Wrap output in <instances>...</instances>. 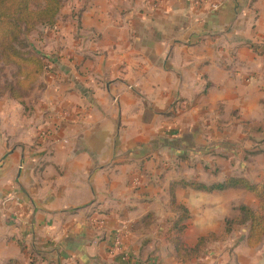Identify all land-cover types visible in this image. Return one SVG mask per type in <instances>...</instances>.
<instances>
[{
    "label": "crops",
    "instance_id": "obj_1",
    "mask_svg": "<svg viewBox=\"0 0 264 264\" xmlns=\"http://www.w3.org/2000/svg\"><path fill=\"white\" fill-rule=\"evenodd\" d=\"M192 1L65 0L42 27L48 70L0 97V264H181L154 241L175 211L190 248L240 215L219 201L241 189L182 182L243 177L264 132V0Z\"/></svg>",
    "mask_w": 264,
    "mask_h": 264
},
{
    "label": "trees",
    "instance_id": "obj_2",
    "mask_svg": "<svg viewBox=\"0 0 264 264\" xmlns=\"http://www.w3.org/2000/svg\"><path fill=\"white\" fill-rule=\"evenodd\" d=\"M63 9L62 0H0V70L14 67V83L6 85L0 91L2 97L6 91H10L13 99H22L33 90V85L38 78L48 70L44 58L39 55L21 49L23 39L28 38L38 28L52 29ZM182 186L197 191L213 193L223 192L229 189H241L255 195L259 200V208L252 210L241 206L237 210L240 213L236 218H244L249 225L247 245L256 249L264 241V178L257 184H252L243 177H230L222 183L205 185L200 182H182ZM176 201L174 200V204ZM189 212L182 208L179 219L174 223V228L182 234L185 230L184 222L189 219ZM230 227V220H226L225 232ZM211 237H216L211 235ZM210 237V238H211ZM208 241L201 238L200 243ZM177 252L183 244L181 240H175ZM180 249V250H179Z\"/></svg>",
    "mask_w": 264,
    "mask_h": 264
},
{
    "label": "rangeland",
    "instance_id": "obj_3",
    "mask_svg": "<svg viewBox=\"0 0 264 264\" xmlns=\"http://www.w3.org/2000/svg\"><path fill=\"white\" fill-rule=\"evenodd\" d=\"M65 1V0H62ZM65 6V5H64ZM45 29L40 27L34 31L28 38L23 39L20 45L21 49L30 52L32 54H39V51L44 52L45 47L49 46V42L45 41ZM46 43V44H44ZM44 45V46H43ZM42 46V47H41ZM40 55V54H39ZM42 58L46 56H42ZM45 59V58H44ZM16 70L14 67H8L0 70V91L4 90L6 85L14 83V74ZM261 135L260 138L251 137L252 139L246 140L245 144L240 147H235V154H237L238 162L235 163V176H243V178L248 179L252 184H257L264 178V132L258 131ZM241 161V162H240ZM219 203H227L232 205L236 213H238V208L241 206H246L252 210H257L259 208V200L254 194L245 190L231 191L228 195H224V198ZM175 207H177L175 205ZM229 208V207H228ZM175 218L172 220L171 227L163 228L158 230L163 238H168L162 241H158L155 237V247L165 249L166 245L168 248L175 250L177 258L181 264H264V241L256 249H251L247 245V238L249 234V223L247 224L244 218L229 217L226 220H230V227L225 232L226 220L223 225L215 224V229L217 234L216 237L205 236L202 238L208 239L205 243L197 244L189 242L187 245H192L181 248L180 252H177L175 245V240H179L182 234L174 228V223L179 219L182 213V208L180 212L175 211ZM239 214V213H238ZM192 230V228H189ZM169 230V231H168ZM233 236V240L228 242L229 237ZM211 237V238H210ZM170 238V241H169ZM191 239V238H190ZM164 242V243H163ZM174 252V253H175ZM175 255L172 256V259ZM206 257H208L206 259ZM171 259V258H170ZM173 261V260H171Z\"/></svg>",
    "mask_w": 264,
    "mask_h": 264
},
{
    "label": "built area",
    "instance_id": "obj_4",
    "mask_svg": "<svg viewBox=\"0 0 264 264\" xmlns=\"http://www.w3.org/2000/svg\"><path fill=\"white\" fill-rule=\"evenodd\" d=\"M171 0H152L153 4L155 6L161 5L165 2H168ZM193 5L197 8H203V7H210L211 10L213 11H218L221 8V3L220 2H214L213 0H193L192 1ZM47 132H45V130H43L40 134L41 138H45L47 137ZM20 170L24 169V165H20L19 166ZM98 224H103L102 220L97 221ZM119 236H117L115 238V242L110 250V254L111 255H117V254H122L123 253V244H122V239H121V235L120 233L118 234Z\"/></svg>",
    "mask_w": 264,
    "mask_h": 264
}]
</instances>
